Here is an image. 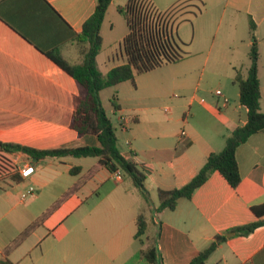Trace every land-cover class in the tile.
I'll return each mask as SVG.
<instances>
[{
  "label": "crops",
  "instance_id": "crops-1",
  "mask_svg": "<svg viewBox=\"0 0 264 264\" xmlns=\"http://www.w3.org/2000/svg\"><path fill=\"white\" fill-rule=\"evenodd\" d=\"M96 4L97 0H0V142L39 149L99 144L96 136L79 134L71 127L83 88L46 54L53 51L70 65L80 63L85 43L77 41V36ZM118 6L111 0L100 27L96 64L102 74L125 62L120 42L127 26L119 39L114 41L111 35L117 19L113 12L119 14ZM205 14L217 15L208 19L211 28L215 23V36L208 49H201L195 57L203 60L201 70L219 73L241 75L240 71H247L246 48L251 40H244L240 32L244 25L249 28L250 19L254 22L259 105L264 112V0H207L199 17ZM237 24L241 25L239 30ZM196 37L194 33L192 41ZM200 38L199 43H205ZM199 63L200 59L192 60L193 67ZM128 82L112 86L119 106H112L114 119L105 112L121 154L145 175L148 200L124 175L121 180L113 179L97 157H45L36 161L14 153L13 157L19 155L34 166L27 183L38 195L6 225H0V264H189L213 241L216 247L204 264H264V227L247 235L232 230L255 220L250 207L264 202V132L252 134L237 147L240 182L235 188L214 171L191 198L178 199L172 210L157 208L159 190L186 184L210 153L223 148L230 132L245 124L247 110L238 94L234 103H224L218 96L212 98L214 101L192 96L184 114L197 124L183 118L188 128L181 135L179 131L160 132L153 107L143 108L144 118L135 113L138 107L121 95ZM64 158L72 161L64 162ZM60 161L69 173L72 167H79L77 173H70L77 175L76 180L58 181ZM43 169L54 177L42 175ZM22 182L3 192L6 204L19 185L23 187L20 191L26 189ZM42 192L50 198L40 201ZM12 210L7 209L2 217ZM139 216L145 230L135 237ZM151 246L156 249L155 263L144 256Z\"/></svg>",
  "mask_w": 264,
  "mask_h": 264
},
{
  "label": "trees",
  "instance_id": "trees-1",
  "mask_svg": "<svg viewBox=\"0 0 264 264\" xmlns=\"http://www.w3.org/2000/svg\"><path fill=\"white\" fill-rule=\"evenodd\" d=\"M110 2L111 0H97L93 13L83 23L82 32L77 36V41L85 43L82 49L83 59L80 63L70 65L53 51L46 52L49 58L83 88V94L79 96L72 114L71 127L79 134L96 136L99 144L39 149L19 143L0 142V181L5 184L0 185V193L23 181L22 176L15 170L11 157L12 154L20 152L36 161L45 157H97L99 163L108 171L120 170L125 177H129L141 196L148 200V192L144 186L145 175L137 169L133 161L121 154L113 124L102 107L99 93L123 81H133L136 73L149 71L164 62H177L185 56V53L181 48V41L173 35L171 28L168 30L167 20L161 23L159 16L151 12L143 0H127L123 6L117 7L127 26V32L120 42L125 62L102 74L96 64V55L101 47V23ZM197 2L204 6L202 0ZM198 10L200 11V8ZM254 29V22L250 19L251 46L248 52L250 62L246 77L235 75V81L238 84V100L247 110L245 124L237 126L230 132L225 138L223 148L219 152L210 153L198 172L186 184L171 190H159L157 207L159 210L164 208L172 210L176 207L178 199L191 198L193 192L214 171H217L232 188L239 184L240 173L236 149L252 134L264 132V112H261L259 105L261 95L258 77L259 51ZM116 101L117 96L113 94L111 103L115 109L119 107ZM78 169L77 166L72 167L70 173L75 174ZM250 209L255 220L233 228L236 234L247 235L258 227H264V202L252 205ZM144 230L145 222L139 216L135 237L143 235ZM215 247L216 242H211L189 264H204ZM144 256L151 263L157 262L156 249L153 246L144 252Z\"/></svg>",
  "mask_w": 264,
  "mask_h": 264
},
{
  "label": "rangeland",
  "instance_id": "rangeland-1",
  "mask_svg": "<svg viewBox=\"0 0 264 264\" xmlns=\"http://www.w3.org/2000/svg\"><path fill=\"white\" fill-rule=\"evenodd\" d=\"M180 1L182 0H143V3L151 12L159 16L158 19L161 23L165 20L168 21V30L171 28L173 35L181 41V48L184 51L185 56L177 62H164L149 71L136 73L134 80H129L127 83L128 85L126 84L125 92L123 89L121 91L124 100L126 99L130 105L133 104V106L136 105L134 107H138V109L135 110V113L140 117L144 118L146 115L145 109H143L144 107L155 108L160 120V132L167 131L168 133L187 130L188 127L183 123V118H186L187 121L193 125L197 124L196 120H191L190 116L184 114L188 112L186 106L192 96L202 98L205 101H214L212 98L215 99V97H217L215 91L218 89L222 93L221 96L218 95L219 98H226V103L229 101L234 103L237 102L238 94V84L235 81L236 74L232 72L219 73L212 70L208 71L207 69L201 70L203 60L201 57H195L201 49H208L212 37L215 36L212 29L215 26V23L211 28L208 19L212 17L214 18L217 15L209 14L205 17V14L199 17L204 6L202 7L197 0ZM203 1L207 2V0ZM208 1L210 3V0ZM126 2L127 0H115V3L120 6H123ZM178 2L180 3L174 6V4H177ZM198 8H200V11ZM113 15L115 19L117 18L111 32L112 39L115 41L123 35L124 31H126V25L122 14H118L114 11ZM196 16H198V19L195 18ZM110 18L111 17L108 16L109 20ZM203 18H205L204 23ZM117 20H120V24ZM222 22L223 24H226L225 19H223ZM205 23H207L206 26ZM237 27L239 30L241 25L237 24ZM223 30L224 27H222L221 32L218 33L219 36L222 34ZM241 30L242 32H240V35H243L242 37L244 40L250 41L251 35L249 28L244 25ZM194 33H196L197 37L192 41ZM199 38L205 40V43H199ZM116 46H118L117 43ZM246 49L249 51L250 47ZM243 53L242 59H244L243 61L245 62V55H243ZM246 58L247 63L250 62L249 57ZM199 59L200 63L197 64V67H193L192 60L199 61ZM239 73L241 75L243 74L242 76L240 75L242 78H245L247 71L242 70ZM261 80L264 87V72L261 73ZM112 92L113 87L102 91L100 94V100L104 110L114 119V112L111 103V98L113 96ZM193 106H195V103ZM11 157L13 158V156ZM22 159V157L18 159L20 166L30 162ZM62 161L67 162L72 160L70 158H64ZM62 161H60L59 168L57 169V174L59 175L58 181L61 180L70 183L71 181L76 180V178H78L77 175H71L67 170L66 164L62 163ZM136 167L137 169H140L139 166L136 165ZM43 170H41L42 175L46 174L49 178L54 177L53 174L50 175V170L48 171V169H45L44 172ZM126 179V181L131 182L129 177H126ZM28 180L29 178H25L22 182L25 184V187L28 186ZM3 184L4 183L0 181V185ZM19 186V189L13 190L12 194L8 196L9 202L7 204L3 199L5 198V195H3V192L0 193V225H6L12 215L21 213L23 209L26 208L27 204L33 200L34 196L38 195L37 191V195L35 194L34 196L27 198L24 201V204H20V190L23 187L21 185ZM42 193L39 195L41 196L40 201L50 198V195L46 192ZM10 207H13L11 214L2 217V214ZM36 207H40V205H36Z\"/></svg>",
  "mask_w": 264,
  "mask_h": 264
},
{
  "label": "built area",
  "instance_id": "built-area-1",
  "mask_svg": "<svg viewBox=\"0 0 264 264\" xmlns=\"http://www.w3.org/2000/svg\"><path fill=\"white\" fill-rule=\"evenodd\" d=\"M215 94L218 96H221L222 93L219 90L215 91ZM223 102L226 103L227 99H223ZM181 135L185 134L184 130H182L180 132ZM21 156H15L12 158V162L15 166V170L22 176L23 179L27 178L28 176H30L34 171V166L32 165V163L27 162L25 164H23L22 166L19 165L18 159ZM128 159V158H127ZM112 177L115 180H121L123 177V174L120 170H116L114 172H112ZM37 193V189L32 186L29 185L26 187V189L20 191V201L24 202L27 198L34 196Z\"/></svg>",
  "mask_w": 264,
  "mask_h": 264
}]
</instances>
